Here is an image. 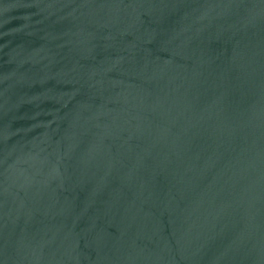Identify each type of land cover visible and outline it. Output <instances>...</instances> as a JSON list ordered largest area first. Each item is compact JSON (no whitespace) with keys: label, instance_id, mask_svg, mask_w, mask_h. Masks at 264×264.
<instances>
[{"label":"water","instance_id":"95a60500","mask_svg":"<svg viewBox=\"0 0 264 264\" xmlns=\"http://www.w3.org/2000/svg\"><path fill=\"white\" fill-rule=\"evenodd\" d=\"M0 264H264V0H0Z\"/></svg>","mask_w":264,"mask_h":264}]
</instances>
